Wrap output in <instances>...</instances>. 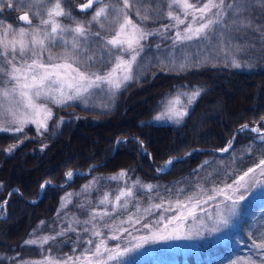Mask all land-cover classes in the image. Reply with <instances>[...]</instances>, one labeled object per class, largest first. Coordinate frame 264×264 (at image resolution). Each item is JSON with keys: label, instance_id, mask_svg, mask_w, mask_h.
Instances as JSON below:
<instances>
[{"label": "trees", "instance_id": "obj_1", "mask_svg": "<svg viewBox=\"0 0 264 264\" xmlns=\"http://www.w3.org/2000/svg\"><path fill=\"white\" fill-rule=\"evenodd\" d=\"M87 1L63 0L62 6L72 15L61 18V23L69 27L84 24L91 33L100 32L99 38L88 36L87 43L90 45L88 54H94L90 70L103 74L119 55V51L106 41L115 33L118 20L123 16L110 9L103 21L104 28L88 22L100 7L105 4L122 7V0H97L82 11L80 5ZM130 2L133 7L127 15L134 23L149 31L159 30L156 35L141 41L145 52L134 65V75L139 79L116 92H92L84 102L71 101L63 106L51 104L53 115L47 121V131L37 132L33 124L25 125L19 133L0 130V264L39 257L46 251L58 258L71 255L73 246L81 245L73 233L84 231L76 228L78 231H68L63 236H56V233L67 226L71 215L81 217L90 208L102 206L98 203L100 193L107 190L110 196L114 195L109 176L121 169L127 170V176L121 180H139L142 184L152 185L149 191L154 195L150 198L153 201L174 199L176 202L194 194L205 195L198 192V185L207 189L206 195H212L213 188L232 183L264 159V141L260 139L264 134V39L261 38L264 33L248 32L243 41L232 39L233 52L226 54L221 51L224 44L218 40L221 33H224V39L245 33L237 34L232 17L225 15L223 19L227 24L221 22L216 26L217 38H193L169 49L174 40V26L168 13L176 16L178 11L172 0ZM191 2L200 5L205 0ZM225 2L250 5L248 15L253 21L252 27L264 26V7L261 6L264 0ZM46 7H51L47 0H40L31 9L21 7L18 2L13 10L0 14V23L13 24L15 28L26 26L18 19L21 14L43 11ZM149 8V21L137 16L138 9L143 14ZM43 18L46 16L39 17ZM39 19H33L32 24H38ZM64 38L71 41L73 36L66 34ZM237 47L245 49L243 54H235L240 68L232 66ZM51 50L59 54L70 49L57 45ZM197 59L200 61L198 67L193 66ZM185 62L189 66L181 71L179 66ZM3 66L4 61L0 59V67ZM3 81L4 75L0 73V83ZM182 84L190 90L201 89V95L188 109L189 114L179 124L150 121L159 112L167 94ZM244 124L248 128L237 131ZM253 127L260 128L261 132H251ZM232 136L235 140L229 151H217L224 148ZM12 145L18 147L11 152L5 151ZM186 152L192 154L181 157L170 171L157 172L170 157ZM203 161L209 163L202 165ZM198 166L201 167L198 169ZM69 170L75 175L67 180L65 173ZM93 178L99 182L85 192L83 186ZM45 181L51 183L41 190ZM134 191L135 196L141 197V205L147 203L146 190L137 186ZM66 193L72 194L71 203L62 207L61 198ZM77 193H84L88 200L78 203ZM237 216L235 228L206 255L188 253L186 257L177 254L174 259L145 257L127 259L123 264H225L233 257H255L250 244L253 233L258 236L256 224L264 217V194L240 204ZM45 236L56 238L43 245L24 244L26 240H39Z\"/></svg>", "mask_w": 264, "mask_h": 264}, {"label": "snow or ice", "instance_id": "obj_2", "mask_svg": "<svg viewBox=\"0 0 264 264\" xmlns=\"http://www.w3.org/2000/svg\"><path fill=\"white\" fill-rule=\"evenodd\" d=\"M20 3L21 7H29L30 9L40 2V0H0V14L5 10H13L17 3ZM97 0H88L87 4L80 6L82 11L89 9ZM47 3L51 7L44 8L43 11L37 12H25L21 14L18 19L24 22V25L18 29L13 24H2L0 23V56L4 57V66L0 67V73L8 78L11 82L10 87L0 89V97L10 99L15 107L8 113L13 117L11 123L17 125L16 127L2 128V131H14L22 132L25 125L32 123L37 126V132L41 129L47 131V121L52 118V110L48 107L46 101H50L52 104L57 106H63L71 101H77L91 94L94 88H99L102 84H107L109 89L113 92L119 91L124 88L130 82L135 79H139L138 75H134V65L137 62V58L141 57L145 52V47L141 41L147 40L150 36L157 34L159 30L149 31L145 27L132 22L128 17L127 11L133 7L130 0H122V7L113 8L109 4H105L100 7L95 14L92 16L89 24L95 22L100 28H104L103 21L107 19L109 10L116 12L118 15L123 16V22L119 24V29L115 35L106 41L107 45H111L121 53H128L130 58L124 59L123 56L118 55L116 57V63L108 71L100 74L99 71H91L92 62L94 61V54L89 55L88 49L90 45L87 43V38L93 35L97 38L100 37V32L91 33L84 24H77L75 27H69L61 23V18L69 17L72 15L70 11H66L63 5V0H47ZM182 7L184 10V16H191L194 23H190L184 29V34L177 32L175 36L176 42H182L184 40H191L193 38H203L211 36L216 37V26L221 22L227 24V21L223 19L225 15L232 17V26L236 33L244 32V36H229L228 39H224V33H221V37L218 38L220 43L224 44V48L221 51H226V54L233 52L231 47L232 39H239L240 41L247 39V33L252 32L254 35L257 33H264V26L259 29L252 27V19L248 15V8L250 5L246 3H229L226 4L225 0H205L202 4L198 5L191 0H173ZM253 8L255 5H251ZM264 7V3L261 5ZM151 9H145L142 14L141 11L137 10V16L141 17L143 21H149L151 19ZM40 16H46V18L39 19ZM168 17L171 20H175L177 24H185V20L179 16L173 15L172 12L168 13ZM215 17V18H211ZM115 18V17H114ZM39 19V23L33 25L32 20ZM50 26V29L49 27ZM169 26H165L167 28ZM127 29V30H126ZM66 34H71L73 39L71 41L66 40L64 37ZM81 38H84L81 41ZM264 39V36L261 37ZM57 45L63 46L65 49H70L59 54H53L51 51L52 47ZM83 45V46H82ZM127 47H124V46ZM150 47V46H149ZM250 47H254V44H250ZM39 49V51L37 50ZM245 49L243 47H237L233 54L232 66L240 68L241 64L235 59V54H243ZM48 52L47 60L43 58V53ZM28 56L30 59H25ZM10 57V59H9ZM174 64V61L172 62ZM199 59L193 62V66H199ZM189 65L187 62L180 64V70H185ZM188 98V105H192L197 98L201 95V89L196 88L190 93H183ZM180 103L179 95L172 100H169L165 106V110L158 113L154 120L160 121L165 118L173 120L179 124L188 113V107L183 106L179 109L175 107L176 104ZM264 120V118H262ZM248 128L247 124L242 125L237 131H244ZM251 132L260 133L261 129L258 127L251 128ZM260 139L264 141V134L260 136ZM235 136L228 141L224 148L219 149L220 152H228L233 145ZM120 141H117L119 143ZM22 143V142H20ZM141 148L143 149V141L140 142ZM18 145H12L5 151L11 152L17 148ZM195 151V150H194ZM252 151L251 148L248 149ZM192 153H185V156H190ZM181 157H170L160 168L157 169L159 173H165L170 171L171 167L175 163L180 162ZM209 161H203L202 165H207ZM201 165V166H202ZM198 166V169L201 167ZM257 170L260 171L261 175H264V159H261L258 164L253 167H249L242 175L238 176L232 184H226L224 188H213L212 191L215 195H207V201L214 200L216 196H223L226 201H232L231 205L226 208V211L230 215H234L237 205L240 201L244 200V195H240L237 199H233V196L229 193H235L240 188H244L246 191L250 188L257 186L255 173ZM75 173L69 170L65 173L67 179H71ZM209 175H211L209 173ZM127 176V170L121 169L118 173H115L109 177L110 180H118ZM97 178H93L88 185H84L83 189L85 192L89 191L94 183H98ZM51 181H45L41 184V189H44ZM137 186L142 188L152 189V185H140L139 180L134 181L132 186L122 189L115 197L113 203V211L117 208H127V198L134 196L133 189ZM199 193H207V189L203 188L202 185L197 186ZM15 191H19L16 189ZM12 193H9V196ZM179 195V190L178 193ZM70 193H66L65 197H62V207H66L67 203H71ZM79 195V193H77ZM124 198L125 202L121 204V199ZM66 201V203H65ZM193 201H195L193 203ZM7 199L4 204H7ZM99 204H108L109 194L105 193L104 196L98 201ZM201 203L200 197L189 196L186 201L177 200L175 202V208L177 214L172 220L177 223L186 220L189 216H195L196 204ZM162 204H155L150 206L148 209H144L145 212L150 211L152 207L159 209L162 208ZM79 207H83L80 205ZM217 205V209H219ZM185 209L187 211L185 212ZM169 211H172V205H169ZM203 211V208L200 209ZM59 211V210H58ZM137 211H140L137 208ZM110 215L109 212H96L93 210L89 213L90 219L83 223H92L97 216L103 217ZM218 223L223 226H227L228 219L218 210L216 212ZM209 219L212 216L209 215ZM172 220H168V224L172 223ZM44 224V221L40 222ZM77 223H80L77 221ZM139 223V220L136 221ZM105 227H110L105 225ZM143 227L149 228L148 224H144ZM96 226L93 224L92 235L100 237L101 232L95 230ZM167 228V225H165ZM85 233L89 229H82ZM213 232L219 231V228L213 227ZM76 231L69 223L68 227L62 229L56 233V236H63L65 232ZM56 236H45L37 239H29L24 241L25 245H36L46 244L49 240H55ZM180 238L179 229H174L173 233L169 236H160V239L169 238ZM254 238L252 239V247L261 251L264 255V237L257 236L253 233ZM114 238V237H113ZM87 244H93L91 239L86 241ZM139 246V245H138ZM75 251V249H74ZM130 251V249H124L123 252H117L114 249H110L106 246L103 240L95 244L94 250H86V254L72 257L68 256L65 260L60 261L55 258L45 257L41 261H22L21 264H107V261H111L117 258V256H123L124 252ZM106 256L107 260L103 259ZM238 264V262H234ZM248 264H256V261L250 260Z\"/></svg>", "mask_w": 264, "mask_h": 264}, {"label": "rangeland", "instance_id": "obj_3", "mask_svg": "<svg viewBox=\"0 0 264 264\" xmlns=\"http://www.w3.org/2000/svg\"><path fill=\"white\" fill-rule=\"evenodd\" d=\"M87 3L88 1L84 4ZM174 5L178 9V11H176V16H179L181 19H184L185 24H177V22L173 20L174 40L171 43L169 49L174 48L175 45L177 46L183 44L184 41H188V40H184L182 42H176L175 36L178 31L181 32V34H184V29L186 28V26L190 23H194L190 15L187 17L188 19L186 20V17L184 16V10L180 5L176 3H174ZM118 21L119 22L114 31L115 33L119 29V24L123 22V17H121V19ZM132 22L134 23V21ZM48 27L50 29V26ZM170 27H172V25H170ZM115 33L110 38H112L115 35ZM124 47L127 46L125 45ZM37 50L39 51V49ZM0 51H2V49H0ZM119 55L123 56L124 59L130 58L129 54L126 52L125 53L119 52ZM170 55L171 54H169V56ZM47 57H48V52H44L43 58L47 60ZM0 59L4 61L3 56H0ZM25 59H30V57L26 56ZM115 63H116V59L112 63L110 68H112ZM10 85L11 82L8 81V78L6 76H4V81L0 83V89H3L5 87H10ZM95 91H98L101 94L111 92L107 84H102L99 88H94L92 90V92ZM192 91L194 90H190L186 88V86L183 84L176 87L173 91H171V93H168L167 96L163 99V101L161 102V108L159 112H157L151 118L150 121L169 122V123L174 122L173 120H168L167 118L160 121H156L154 120V117L158 113L163 112L165 110V106L167 105L168 101L172 100L178 95H179L180 103L176 104L175 107L179 109L183 106H187L189 109L191 105L190 106L188 105V98L186 95H183V93H190ZM88 98L89 96H86L77 101L84 102L87 101ZM46 103L48 104V107L51 108L52 103L50 101H46ZM14 107L15 105L10 99H5L4 97H0V129L2 128L12 129L17 126L11 123L13 117L8 114ZM33 125L37 128L35 124ZM254 175L257 184L256 187L250 188L247 191H244L245 190L244 188H240L234 194L229 193L230 195L233 196V199H237L240 195H244L245 197L244 200L240 201L239 204L237 205L234 215H230L226 211V208L231 205L232 201H226L223 196H216L214 200L207 201V203H204L203 201L206 200L207 198V195L205 194L198 196L201 199V203L196 204L195 216L194 217L189 216L186 220H183L179 223H177V221L175 220H172V218L177 214L174 199L173 201L167 199H164L165 201L163 200L153 201V199H150L154 196L153 193H150L149 189L142 187H141L142 189L148 192L147 203L141 205L140 200L142 199L139 196H135V191L133 189L134 196L127 198V202H128L127 208L118 207L116 211H113V203L115 202L116 195H118L122 189L132 186L133 182L137 180L134 181L130 180L128 182L121 179L120 181L117 180L113 181L109 179L112 183L111 188H113V192H114V195L112 196L109 195L110 203L102 204V206L99 207L90 208V210L87 211V213L81 217L71 215L70 221L66 223L67 226L65 228H67L69 223H71L72 227L75 229L76 228L89 229L87 233L85 232L73 233L77 242L79 243L81 241L80 246H73L74 249L78 247L77 250L73 251L71 255H66L65 257L62 258L55 257L53 256V254L46 251L45 254L39 257L38 256L26 257L20 260H16L12 264H21L22 261H41L45 257H51L63 261L68 256L76 257V256H80L81 254H86V250L89 251L94 250L95 244L99 243L100 240H103L108 248L114 249L117 252H123L124 249H130V251L124 252L123 256H117L116 259L107 261V264H123L124 261L127 259L140 260L145 257H150V258L172 257L174 259L177 254H181L183 256H185L188 253H191V255L193 256H201L202 254L206 255L213 248L218 246V244L222 242L226 236H228L230 230L235 228L240 204H243L248 199L256 198L264 194V175H261L259 170H257V172ZM125 184H129V185H125ZM140 185H147V184H142L140 182ZM225 185L222 186L221 188H224ZM105 193L110 194V191L106 190L100 193L99 199L102 198ZM212 195H215V193ZM77 198H78V203H81V201L84 200H88V196L85 195L84 193L77 195ZM124 202L125 199L122 198L120 203L123 204ZM194 202L195 201H193V203ZM155 204H162L163 206L162 208L159 209L152 207L148 212L144 211V209H148L150 206H153ZM170 204L172 205V211L168 210ZM217 205L220 206L219 209H217ZM137 208H139L140 211H137ZM201 208H203V211L200 210ZM93 210H95L98 213L107 211L110 213V215L103 217L97 216L92 223L89 224L83 223L84 221L90 219L89 213H91ZM218 210L225 216L226 219H228L229 222L227 226H223L222 224L218 223L216 217V212ZM186 211L187 209H185V212ZM209 215L212 216V219H209ZM137 220H139V223H136ZM168 220H172V223L168 224ZM77 221H79L80 223H77ZM93 224H95L96 226L95 230H99L101 232L100 237H95L91 234L93 230ZM144 224H148L149 228L143 227ZM105 225H109L110 227H105ZM165 225H167V228H165ZM256 226L259 230L258 236L264 237V217L259 220ZM213 227L219 228V231L213 232L211 230ZM177 228L179 229L180 238L177 239L174 236L173 238H169V239L159 238L160 236L171 235L173 233V230ZM61 230L62 229L60 228L58 232H60ZM89 239L93 241V244L89 245L86 243V241ZM250 245L252 247V242ZM252 253L254 254L255 257H251V256L249 257L248 255L233 257L225 264H234V262H238V264H248L250 260L256 261V264H264V255L261 254V251H258L257 249L252 247ZM187 256L188 255H186V257ZM103 259L107 260V257L104 256Z\"/></svg>", "mask_w": 264, "mask_h": 264}, {"label": "water", "instance_id": "obj_4", "mask_svg": "<svg viewBox=\"0 0 264 264\" xmlns=\"http://www.w3.org/2000/svg\"><path fill=\"white\" fill-rule=\"evenodd\" d=\"M232 137H233V136H232ZM217 151H219V149H217ZM186 153H189V152H186ZM184 156H185V153L182 154V155H180V156H177V157H184ZM87 172H89V170H88ZM67 180H68V179H67ZM41 190H42V189H41ZM40 193H41V192H40ZM40 193H39V196L41 195Z\"/></svg>", "mask_w": 264, "mask_h": 264}]
</instances>
